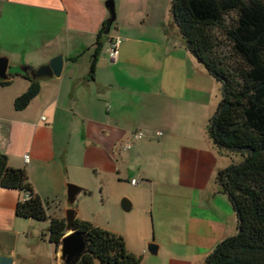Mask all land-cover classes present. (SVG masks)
<instances>
[{
    "label": "crops",
    "instance_id": "obj_1",
    "mask_svg": "<svg viewBox=\"0 0 264 264\" xmlns=\"http://www.w3.org/2000/svg\"><path fill=\"white\" fill-rule=\"evenodd\" d=\"M106 1L0 0V55L14 75L0 85V152L27 171L49 217H65L73 183L85 188L79 200L94 198L77 204V218L121 235L139 264H201L237 229L215 180L232 158L207 132L220 85L185 47L171 0H113L105 32ZM115 36L122 42L111 61ZM60 53L61 76L39 78V93L16 110L30 84L20 66ZM138 130L141 139L132 136ZM19 199L0 186V264H58L49 219L17 216Z\"/></svg>",
    "mask_w": 264,
    "mask_h": 264
},
{
    "label": "trees",
    "instance_id": "obj_2",
    "mask_svg": "<svg viewBox=\"0 0 264 264\" xmlns=\"http://www.w3.org/2000/svg\"><path fill=\"white\" fill-rule=\"evenodd\" d=\"M170 11L185 47L220 85L208 135L219 152L240 156L215 177L235 212L236 232L217 243L201 264H264V0H171ZM19 74L30 84L14 100L16 110L40 90L39 79ZM13 76L9 73L0 85ZM0 186L20 193L17 216L49 219V241L58 246L65 219L47 215L48 201L34 191L27 171L9 166L2 152ZM24 194L28 197L22 200ZM74 229L87 239V252L76 264H139L121 235L78 218Z\"/></svg>",
    "mask_w": 264,
    "mask_h": 264
},
{
    "label": "water",
    "instance_id": "obj_3",
    "mask_svg": "<svg viewBox=\"0 0 264 264\" xmlns=\"http://www.w3.org/2000/svg\"><path fill=\"white\" fill-rule=\"evenodd\" d=\"M105 5L109 9L110 17L107 21V32L115 20V9L113 0H107ZM64 56L62 53L52 57L47 63L38 67L31 65H21L20 70L28 74L32 79L60 77L64 69ZM9 61L6 55H0V80L9 79L8 73ZM85 193V188L73 183H67L66 203L67 209L65 211V227L64 236L57 248L58 260L63 264H76L87 252L86 235L74 229V221L77 218V204L80 197ZM128 203V204H127ZM129 205L126 198L122 199V206L125 208ZM158 246L153 241L147 244V250L155 255Z\"/></svg>",
    "mask_w": 264,
    "mask_h": 264
},
{
    "label": "built area",
    "instance_id": "obj_4",
    "mask_svg": "<svg viewBox=\"0 0 264 264\" xmlns=\"http://www.w3.org/2000/svg\"><path fill=\"white\" fill-rule=\"evenodd\" d=\"M122 42V38L120 36H115L112 38V40L110 41V44H109V48H108V53H109V56H110V59L111 61H115L118 57V51H119V46ZM43 120L45 119L44 116L41 117ZM144 132L141 131V130H138V131H135L133 133V138L135 139H141L143 136H144ZM162 133L161 132H157V135H161ZM130 143H127L125 146H124V149H128L130 147ZM25 158L27 159L28 158V155L25 156ZM139 181L137 179H133L132 180V183L133 184H136L138 183ZM28 197V194H24L23 197H22V200L26 199Z\"/></svg>",
    "mask_w": 264,
    "mask_h": 264
},
{
    "label": "rangeland",
    "instance_id": "obj_5",
    "mask_svg": "<svg viewBox=\"0 0 264 264\" xmlns=\"http://www.w3.org/2000/svg\"><path fill=\"white\" fill-rule=\"evenodd\" d=\"M229 156L234 160V161H239L240 160V156L239 155H234V154H229ZM85 199L86 200H89V205H91L93 202L92 201H94L93 199L94 198H92L91 196H84L83 198H82V201L81 200H79V201H81V202H79L78 201V204H80V203H82L83 201H85ZM96 199V201L98 202V204H101L100 203V198L99 197H96L95 198ZM98 206V205H97ZM101 206V205H100ZM100 207H96V209L95 208H93V206H88V207H86V210H88V214H92V213H94V211H96V212H98L99 213V209ZM99 209V210H98ZM95 212V213H96Z\"/></svg>",
    "mask_w": 264,
    "mask_h": 264
}]
</instances>
